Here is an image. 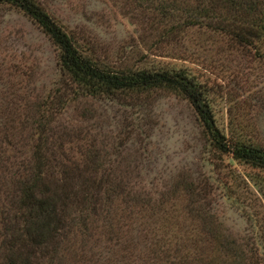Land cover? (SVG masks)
<instances>
[{
  "label": "rangeland",
  "instance_id": "obj_1",
  "mask_svg": "<svg viewBox=\"0 0 264 264\" xmlns=\"http://www.w3.org/2000/svg\"><path fill=\"white\" fill-rule=\"evenodd\" d=\"M35 1L98 62L184 68L226 138L264 149V27L245 41L241 28L175 27L161 0ZM60 52L0 1V264L23 223V188L70 168L95 177L99 198L67 199L57 248L36 264H264V167L216 149L178 89L81 93Z\"/></svg>",
  "mask_w": 264,
  "mask_h": 264
},
{
  "label": "trees",
  "instance_id": "obj_2",
  "mask_svg": "<svg viewBox=\"0 0 264 264\" xmlns=\"http://www.w3.org/2000/svg\"><path fill=\"white\" fill-rule=\"evenodd\" d=\"M0 1L22 9L59 46L61 71L65 74L66 82L75 86L81 93L117 96L118 93L144 91L153 86L176 88L192 104L204 132L216 149L231 153L234 158L264 167V149L261 146L238 140L232 142L226 138L214 122L205 88L184 68L142 67L136 70L112 68L81 51L71 34L39 2ZM157 8L160 9L162 18L175 22V27L200 24L219 29L234 27L231 29L234 31L241 28L242 32L244 31L243 35H240L239 31L235 33L239 39L245 41L253 39L252 37L256 35L260 36L259 32L264 27V0H198V4L191 9L184 8L178 0H161ZM220 8L225 9L233 17L228 18L220 13ZM181 16L183 20H180ZM38 157L39 165L45 164L44 154ZM64 172L62 182L51 180L39 182L38 178L23 188L21 203L24 211L19 215L23 223L21 227H17L16 222L12 224L9 249L2 264H36L34 257H38L37 253L44 254L57 248L60 229L65 225L63 210L67 199L70 196H73L72 198L79 196L85 201L99 198L97 193H100V184L89 172L84 175L74 168ZM95 188L97 189L94 190Z\"/></svg>",
  "mask_w": 264,
  "mask_h": 264
}]
</instances>
